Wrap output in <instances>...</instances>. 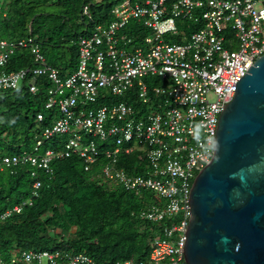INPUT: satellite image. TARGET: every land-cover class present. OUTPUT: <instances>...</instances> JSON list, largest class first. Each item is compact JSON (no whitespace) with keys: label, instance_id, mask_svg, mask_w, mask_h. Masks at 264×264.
Returning a JSON list of instances; mask_svg holds the SVG:
<instances>
[{"label":"built area","instance_id":"built-area-1","mask_svg":"<svg viewBox=\"0 0 264 264\" xmlns=\"http://www.w3.org/2000/svg\"><path fill=\"white\" fill-rule=\"evenodd\" d=\"M110 15L111 21L102 24L94 20L89 4L82 6L81 16L92 25L79 37L75 70L66 76L47 64L34 39L0 37V69L20 48H28L33 59L30 68L1 72L0 91L26 87L34 95L39 79L45 88L43 110L50 112L52 122L38 129L31 152L0 156V170L29 165L50 174L53 160L76 155L83 160L84 171L90 172L104 157L98 175L108 184L155 198L139 213L141 219L175 222L153 234L145 261L131 258L113 264H189L184 251L192 182L214 155L215 129L224 105L264 54V0H120ZM187 20L199 27L186 42L165 39L177 36V23ZM131 22L149 32L139 44L124 32ZM145 77L160 78L164 85L149 91ZM130 91L141 104H150L152 95L160 102L147 112H137L139 116L126 102L105 103L109 96ZM44 119V113H37V125ZM56 136L67 139L60 148L40 153L43 143ZM97 141H110L112 147L99 148ZM134 151L143 153L147 174L127 175L118 167V155ZM40 186L34 181L32 197ZM26 204L31 202L3 212L0 220L20 213ZM0 264L109 263L59 251H16L6 261L0 256Z\"/></svg>","mask_w":264,"mask_h":264},{"label":"trees","instance_id":"trees-1","mask_svg":"<svg viewBox=\"0 0 264 264\" xmlns=\"http://www.w3.org/2000/svg\"><path fill=\"white\" fill-rule=\"evenodd\" d=\"M116 1L0 0L5 12V17L0 18V37L12 41L32 38L42 54L49 48L69 49L76 60L70 58L61 66L47 62L57 68L62 76H66L76 65L77 41L86 32L80 30V26L89 30L92 25L81 16L82 6L89 4L94 20L106 24L111 21V5ZM183 22L193 23L189 20ZM194 25L196 28L191 33L199 27V24ZM124 32L136 44L140 43L142 36L148 34V30L137 22H131ZM184 35L187 37L185 31L165 39L181 43L184 38H188ZM32 64L29 49L20 48L10 57L7 65L0 69V73L27 69ZM39 81V91L34 95L26 87L15 92L0 91V155L31 152L38 129L51 125L47 115L50 112L44 113L43 110L45 88L40 86ZM121 101L132 106L136 115L137 112H147L148 108L137 100L134 91L123 96H109L105 103L111 105ZM157 102H160L159 98H151L153 107H156ZM37 113L45 115L40 125L35 121ZM66 139L67 136H56L45 141L39 152L60 148ZM97 146L112 147L110 141H97ZM143 156L141 151L129 155L122 152L118 155V167L127 175L147 174ZM105 162V158L100 157L90 172H85L83 160L72 155L53 160L50 163V174L29 165L0 171V213L23 201L31 202L20 213L0 220V251L4 260H8L13 251L19 250L59 251L64 256L84 255L95 263L113 264L131 258L145 261L153 234L162 225L171 226L175 222L165 219L161 224H154L141 219L139 213L155 202V198L144 191L137 195L119 185L108 184L98 175L100 165ZM36 180L41 186L37 196L32 197V184ZM50 231L54 232L53 236L49 235Z\"/></svg>","mask_w":264,"mask_h":264},{"label":"water","instance_id":"water-1","mask_svg":"<svg viewBox=\"0 0 264 264\" xmlns=\"http://www.w3.org/2000/svg\"><path fill=\"white\" fill-rule=\"evenodd\" d=\"M189 205V264H264V54L220 113Z\"/></svg>","mask_w":264,"mask_h":264},{"label":"rangeland","instance_id":"rangeland-1","mask_svg":"<svg viewBox=\"0 0 264 264\" xmlns=\"http://www.w3.org/2000/svg\"><path fill=\"white\" fill-rule=\"evenodd\" d=\"M95 1V0H94ZM120 0H117L116 2H114L111 6L113 7L117 2H119ZM196 28L194 23H185V22H180L177 23V29L178 32L182 33L183 31H185V34L187 35V37L189 38V35L191 33V31H194L192 29ZM84 30L83 27L80 26V30ZM145 36H149V32L147 35ZM183 36V35H182ZM185 36V35H184ZM167 37V36H165ZM186 37V36H185ZM186 37V38H187ZM187 38V39H188ZM187 39L184 38L183 42H186ZM170 40V39H169ZM172 42V41H169ZM182 42V43H183ZM44 53V57L46 62H48L49 64H53L54 66H61L62 64H64L67 60H69L70 58H73L74 60H76L75 57H73V55L71 54V51L69 49H65V48H49L46 49L45 51H43ZM75 70V66L73 67V69L69 70V74L71 72H73ZM68 75V74H67ZM144 82L147 84L148 90L150 91L151 88L156 87V86H162L163 84V80L157 77H145L144 78ZM159 82H162V85H159ZM161 84V83H160ZM152 97H154L152 95ZM152 103L146 105V107L148 108L147 111L152 108ZM156 108V107H155ZM46 113V111L44 112ZM20 143V142H19ZM57 232V231H55ZM54 232L50 231L49 235L53 236Z\"/></svg>","mask_w":264,"mask_h":264},{"label":"clouds","instance_id":"clouds-1","mask_svg":"<svg viewBox=\"0 0 264 264\" xmlns=\"http://www.w3.org/2000/svg\"><path fill=\"white\" fill-rule=\"evenodd\" d=\"M0 4H1V3H0ZM1 13H2V14H1L0 18H2V17L4 18V17H5V12H4V9H3V6H2V5H1ZM10 41H12V40H10ZM0 156H2V155H0ZM4 169H6V168L1 169L0 171H3ZM33 183H34V182H33ZM32 185H33V184H32ZM27 201H29V200H27ZM27 201H23V202H27ZM23 202H21V203H23ZM21 203H19V204H21ZM19 204H16V205H19ZM16 205H15V206H16ZM11 209H12V208H11ZM11 209H7V210H11ZM22 209H23V208H22ZM7 210H5V211H7ZM5 211H4V212H5ZM21 211H22V210H21ZM2 213H3V212H2ZM2 213H0V214H2ZM14 214H16V213H14ZM18 251H19V250H18ZM15 252H16V251H13V252L11 253V255H12L13 253H15ZM33 252H34V251H33ZM39 252H41V251H39ZM0 256H1V258H2L3 261H6V260H4V258L2 257L1 251H0ZM9 259H10V258H9ZM9 259H8V260H9Z\"/></svg>","mask_w":264,"mask_h":264}]
</instances>
